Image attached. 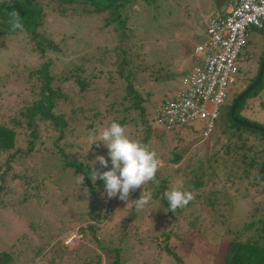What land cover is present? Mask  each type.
I'll return each instance as SVG.
<instances>
[{"label":"rangeland","instance_id":"374dc122","mask_svg":"<svg viewBox=\"0 0 264 264\" xmlns=\"http://www.w3.org/2000/svg\"><path fill=\"white\" fill-rule=\"evenodd\" d=\"M212 5L213 0H157L154 7L139 3L133 5L130 24L124 28L129 35L125 41L136 46L142 63L160 66L165 73L157 80L141 81L139 86L145 91L143 97L152 134L151 148L157 156L164 158L175 144L176 138L171 139L173 135L180 136L185 142L184 146L180 145L175 149L182 158L177 162L180 164L178 171L173 173L171 169L162 170L158 175L163 178L169 174L168 187L163 190H169L178 180H183V190L190 191L194 199L175 214L165 217L164 208L157 199L151 198L142 210L134 208L132 201L145 192L142 186L130 192L128 201L109 199L101 188L95 192L92 200L94 204L105 205L103 212L106 214V222L99 229L101 235L98 244L109 246L120 239L121 264H214L218 246L233 236L234 231L240 229L250 215L254 217L264 212V194H255L256 190L246 173L247 162L253 152L261 148V140L244 129L227 138L218 129L219 125L225 123V115L232 99L247 87L246 84L260 65L257 60L264 43L258 29L251 26L246 28L244 42L233 62L236 73L228 78L225 99L218 107L219 118L213 121L207 138H201L205 120H194L186 125L175 126L172 130L162 131L153 118V109L179 90L181 80L194 65L192 48L205 38V22L212 13ZM42 6L45 12L44 31L50 32L57 51L39 56L15 39L0 45V120L4 114L10 113L9 108L16 105V101L21 100V95L28 99L35 95L36 86L32 83L34 80H27L26 73L44 60V57H48L53 61L50 66L51 84H58L66 95H71L68 104L58 105L55 109L73 118L69 121L71 131L66 138L74 143V149L81 156L88 157L91 166L98 167L99 162L92 165V161L103 144L98 142L95 149H88L89 137L98 135L103 129V123L99 124L100 117L89 120L88 116L94 110H102L104 103L106 106L111 93L109 97L102 99L103 91L118 92L121 88L122 81L114 76L116 66L111 63L112 53H107L102 61L97 60L100 51L106 48L111 50L117 41L113 38L110 26L102 27L100 19L93 15L67 12L66 16H59L48 10V6L43 3ZM77 64H81L83 71L75 73L86 78L88 83L83 92L62 79L69 65ZM138 72L136 78L139 80L146 76V72ZM108 73H113V82L107 81ZM260 99H264V75L256 87L255 95H247L239 116L264 125V106L259 105ZM75 107L83 108V112L69 113L70 108ZM86 122L95 126L93 134L85 133L83 123ZM15 138V146L22 148L24 143L21 135L18 134ZM93 151L98 152L94 154ZM42 154H30L17 160L14 166L18 168L23 164L26 169L36 168V175L44 174V170H49L50 164L45 157L42 158ZM106 160L110 161V158ZM107 167L111 165L108 163ZM80 176V173H73L71 170L55 173L46 182L49 188L54 186L51 193H47V199H41L38 203L32 200L1 210L0 248L7 246L17 234L30 232L26 229L27 224L33 221L37 234L32 242H42L43 238L37 237L39 234L57 236L60 233L58 239L69 248L58 264H111L112 255L98 249L94 243L75 238L78 224L73 217L78 210H82L88 195L86 188L79 186ZM192 179L198 180V187H193L190 182ZM15 187L17 190L22 188ZM11 191L12 188H9L5 196L10 197ZM215 191L219 193L212 196L211 193ZM222 200L229 204V208L228 204L226 208L230 210L228 218L221 223L218 215L224 213ZM205 201H213L215 208L219 206L221 212L208 216L204 208ZM82 224L85 223L79 226ZM168 229L172 235L164 240L160 237L161 231ZM109 233H113L112 236L116 233L118 237L110 241ZM28 240L31 241L32 237L29 236L26 242ZM165 244L179 261L164 251ZM45 258L47 259L46 255L40 254L33 259L32 264H56Z\"/></svg>","mask_w":264,"mask_h":264},{"label":"trees","instance_id":"16d2710c","mask_svg":"<svg viewBox=\"0 0 264 264\" xmlns=\"http://www.w3.org/2000/svg\"><path fill=\"white\" fill-rule=\"evenodd\" d=\"M227 1L213 0L212 13L222 8ZM156 2L157 0H0V45H3L10 39H15V41H20L27 49L32 50L39 56H42L46 52H56L57 46L52 40V37H50V32L44 31L45 12L42 3L48 6V10L57 13L59 16H66L67 12H75L76 14L93 15L100 19L102 27L110 26L113 38L117 41V44L111 50H106L108 49L106 48L100 51L97 60L98 62L102 61L107 53H112L113 60L111 63H114L116 66L114 76L122 81V85H120L121 88L120 90L118 89V92H114V90H111V92L108 90L103 91L101 93L102 99L109 97V93H111L110 99L108 98L109 101H106V106L104 103L102 110L92 111L88 118L91 120L100 117L98 122L99 124L103 123L101 128L107 127L111 122L116 121L125 127L126 135L131 139L146 144L153 150L151 148L152 134L144 105L143 93L145 91L140 89L139 86L141 81L150 79L157 80L165 75V73L161 71L162 68L160 66L142 63V57L139 56L140 53L138 51L136 52V46L125 41L129 35L125 32L124 28L130 24V13L134 10L133 5L141 3L154 7ZM13 13H18V17L13 16ZM16 19L21 24L19 28L13 27V22ZM251 27L261 32L264 43L262 27ZM263 52L264 47L258 55V64ZM44 58L37 66L30 68L26 73L27 80H34L32 83L36 86V96L34 95L28 99L21 95V100L16 101L14 103L16 105L9 108L10 113L4 114V117H1L2 119L0 120V211L28 201L33 200L34 203H38L41 199H47V193L50 194V190L54 186L49 188L46 182L55 173L66 170H71L73 173H80L84 177L83 184L79 186L86 188L88 195L86 202L82 206V210H78L77 214L73 217L75 218L74 221L78 224L76 228V232L79 234L78 241L83 239L94 243L98 249L104 250L112 255L111 264H121L119 259L121 252L119 245L120 239H117L116 243L110 244L109 246H101L98 244L101 235L99 229L106 222V214L103 212L105 205L94 204L92 197L100 188L104 189V183L101 179H97L95 182L90 179L92 167L94 166H91L88 157L81 156L74 149V143L66 138L71 131L69 121L73 120V118L70 115L66 116L61 112L55 111V109L58 105L68 104L71 101V95H66L58 84H51L52 74L50 73V66L53 61L48 57ZM193 58L195 59L194 56ZM75 71H83L81 64L69 65L62 79L71 82L78 88L79 92H83L86 90L88 83L86 82V78L80 77ZM138 71L140 73L146 72V76L139 80L136 78V74L139 73ZM257 71L250 78V82L246 84L247 86L256 78ZM263 75L264 64L260 78L237 101L232 111V116L237 120L254 125L255 128L236 124L229 115L231 105L228 106L224 125L218 126V129L227 138L232 137L240 129H244L247 132L253 133L261 140V148L254 151L247 162L248 168L246 173L250 176L249 180L254 190H256L255 194H264V173L262 172V166L264 164V132L262 130H264V125H259L252 120L240 117L239 110L246 103L247 95H255L256 87L262 80ZM112 76L113 73H108L106 75L107 81H110ZM111 81L113 82V80ZM259 105L264 106V99L259 100ZM70 109L69 113H77L78 111L79 114L83 112V108L81 107ZM219 113L218 109L217 117L214 120L219 118ZM153 118L155 120V116ZM83 125L85 133H94L95 126L91 122L83 123ZM161 130L165 131L163 129ZM209 132L201 138H207ZM18 134L21 135L24 143L22 148L15 146V137ZM171 139H174L175 144H173V149L168 150V156L164 158L158 156L161 165L156 173V180L148 182L142 188L145 192H151V198L157 199L158 203L163 206V216L165 217L172 214L171 211H168L167 200L163 199V193L165 192L163 189L168 187L169 174L163 178H159L158 175L161 174L160 172L162 170L171 169L173 173L178 171L180 164L177 162L182 158L181 154L176 152L175 149L180 145L182 146L183 143L185 144L180 136L173 135ZM90 149H95V144ZM38 152L39 154L43 153L42 158L45 157L50 164L48 165L49 170H44L46 173L36 175L38 172L36 168L26 169L23 164H20L18 168L14 166L17 160ZM97 152L93 151L94 154ZM98 155H103L105 159H109L107 148L104 145H101ZM108 163L111 165V161H108ZM173 164L176 165L173 166ZM38 167H40V164ZM94 168H97L98 171H106L111 167L105 168L99 164L98 167ZM190 182L193 187L199 186L197 179H192ZM15 185L22 188L17 190ZM9 188H12L11 196L6 197L5 195L9 191ZM48 188L49 190H47ZM217 193L219 192L215 191L211 195L213 196ZM227 204L226 201L222 200L221 206L224 208V213L223 215L221 213L218 215L221 218V223L229 215L230 209H227L229 208V204ZM226 205L228 206L227 208ZM101 206L102 211H100ZM204 208H206L208 216L210 214H217V211L221 212L219 206L215 208L213 201H205ZM250 217L251 215L243 222L240 229L237 228L234 231L233 236L218 246L216 251L218 253L214 264H264V212L260 215ZM81 223L85 224L79 226ZM26 229L30 232L23 231L17 234L7 246L0 248V264H32L33 259L40 254L46 255L47 259H45L50 263L58 264L63 260L62 258L69 248L58 239L60 233L57 236L39 234L37 237L43 239L42 242L37 244L32 242L37 234L33 221L28 222ZM168 231L170 230H162L160 237L164 240L167 239L172 235ZM29 233L31 234L29 235ZM112 235L113 233L108 234L110 241L118 237L116 233L114 236ZM29 236L32 237V240L26 242ZM163 249L166 253L172 254L174 260H178L166 244L163 246Z\"/></svg>","mask_w":264,"mask_h":264},{"label":"built area","instance_id":"2783aa9c","mask_svg":"<svg viewBox=\"0 0 264 264\" xmlns=\"http://www.w3.org/2000/svg\"><path fill=\"white\" fill-rule=\"evenodd\" d=\"M264 0H228L205 22V38L196 43V61L180 82L179 90L154 109L157 126L169 130L194 120H205V136L212 128L218 107L225 99L229 76L236 73L233 62L248 26L262 27ZM77 233V232H76ZM79 238V234H75Z\"/></svg>","mask_w":264,"mask_h":264},{"label":"clouds","instance_id":"9594fccd","mask_svg":"<svg viewBox=\"0 0 264 264\" xmlns=\"http://www.w3.org/2000/svg\"><path fill=\"white\" fill-rule=\"evenodd\" d=\"M13 16L18 17V13H13ZM13 27H21L18 19L13 22ZM98 142L107 148L111 168L98 171L92 167L90 179L93 182L97 179L103 181L104 191L109 199L128 201L131 191L141 186L143 188L148 182L156 180V173L161 165L157 153L148 145L131 139L126 135L125 127L118 122H111L101 129L98 135H90L88 149ZM92 162V165L99 162L102 167L108 166V160L103 155H97ZM83 177H79L80 184H83ZM151 197V192L140 194L138 199L132 201L134 208L137 211L142 210L150 202ZM163 199L168 202V211L175 214L178 208L187 206L194 197L190 191L183 190V180H178L171 189L163 193Z\"/></svg>","mask_w":264,"mask_h":264},{"label":"water","instance_id":"95a60500","mask_svg":"<svg viewBox=\"0 0 264 264\" xmlns=\"http://www.w3.org/2000/svg\"><path fill=\"white\" fill-rule=\"evenodd\" d=\"M262 30L264 32V22L262 24ZM263 64H264V52L262 54V57H261V60H260V65H259V70L257 72V76L256 78L244 89L242 90L238 95L237 97L232 101L231 103V106H230V109H229V115L232 117V120L240 125V126H246V127H252V128H255L254 125H251V124H248V123H245L243 121H239L237 120L235 117L232 116V111H233V108L235 107L237 101L246 93L248 92L252 87L253 85L256 83V81L260 78L261 74H262V68H263ZM262 130V129H261ZM264 132V130H262ZM262 172L264 173V164L262 166Z\"/></svg>","mask_w":264,"mask_h":264}]
</instances>
